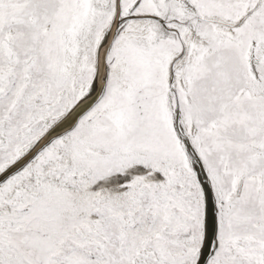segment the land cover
Masks as SVG:
<instances>
[{
	"label": "snow or ice",
	"instance_id": "snow-or-ice-1",
	"mask_svg": "<svg viewBox=\"0 0 264 264\" xmlns=\"http://www.w3.org/2000/svg\"><path fill=\"white\" fill-rule=\"evenodd\" d=\"M0 264H264V0H0Z\"/></svg>",
	"mask_w": 264,
	"mask_h": 264
}]
</instances>
